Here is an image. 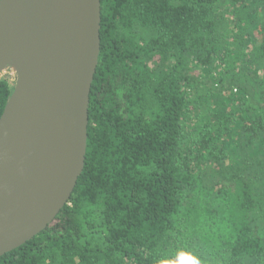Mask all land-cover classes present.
<instances>
[{
  "label": "trees",
  "instance_id": "obj_1",
  "mask_svg": "<svg viewBox=\"0 0 264 264\" xmlns=\"http://www.w3.org/2000/svg\"><path fill=\"white\" fill-rule=\"evenodd\" d=\"M259 1L231 0L240 57L220 35L221 0H101L84 171L54 222L0 264H185L183 196L198 173L181 146L185 122L201 115L194 151L222 164L241 152L240 167L218 173L215 186L231 232L218 264H264ZM14 87L0 78V119Z\"/></svg>",
  "mask_w": 264,
  "mask_h": 264
},
{
  "label": "water",
  "instance_id": "obj_2",
  "mask_svg": "<svg viewBox=\"0 0 264 264\" xmlns=\"http://www.w3.org/2000/svg\"><path fill=\"white\" fill-rule=\"evenodd\" d=\"M101 0H0V76L15 87L0 119V258L68 205L86 161Z\"/></svg>",
  "mask_w": 264,
  "mask_h": 264
},
{
  "label": "rangeland",
  "instance_id": "obj_3",
  "mask_svg": "<svg viewBox=\"0 0 264 264\" xmlns=\"http://www.w3.org/2000/svg\"><path fill=\"white\" fill-rule=\"evenodd\" d=\"M231 0H221L218 5L220 18L221 37L228 46V50L236 49L238 56L242 57L244 49L240 46L235 36L231 32ZM256 17L258 22L264 25V0H260L256 6ZM230 62L237 63L236 57H230ZM8 77L14 82V77L10 71L3 73L0 78ZM15 86V83H14ZM231 92V91H230ZM231 98L237 99V90H232ZM204 116L199 118L192 116L184 124L182 152L189 157V161L196 165L197 179L186 190L183 196V209L181 218L189 223L185 227L186 235L180 238L179 253L177 256L184 257L185 264H218L226 259L227 244L231 241V232L226 222L225 210L228 209L227 203L222 195L217 193L215 186L219 185L220 177L218 173L227 170V167H240L241 152L230 153L229 164H222L211 159L210 153L194 151V133ZM216 155L215 153H213ZM215 190H213V188ZM263 213V212H262ZM264 214V213H263ZM177 259L181 263L182 259Z\"/></svg>",
  "mask_w": 264,
  "mask_h": 264
}]
</instances>
